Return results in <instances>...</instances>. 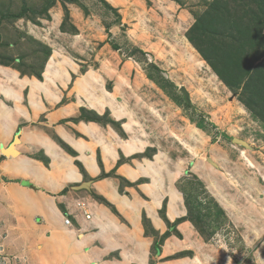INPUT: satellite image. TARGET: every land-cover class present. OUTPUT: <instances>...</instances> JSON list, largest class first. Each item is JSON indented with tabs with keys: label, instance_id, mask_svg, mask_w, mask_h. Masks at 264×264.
I'll use <instances>...</instances> for the list:
<instances>
[{
	"label": "rangeland",
	"instance_id": "374dc122",
	"mask_svg": "<svg viewBox=\"0 0 264 264\" xmlns=\"http://www.w3.org/2000/svg\"><path fill=\"white\" fill-rule=\"evenodd\" d=\"M0 67L3 86H65L61 102L79 103L67 120L94 123L113 146L103 174L119 190L139 182L123 163L166 181L162 229L143 223L149 264H264V0H0ZM10 87L0 109L16 115L27 92ZM8 178L0 167V264H41L43 222ZM172 190L182 213L167 212Z\"/></svg>",
	"mask_w": 264,
	"mask_h": 264
},
{
	"label": "crops",
	"instance_id": "0c3cea01",
	"mask_svg": "<svg viewBox=\"0 0 264 264\" xmlns=\"http://www.w3.org/2000/svg\"><path fill=\"white\" fill-rule=\"evenodd\" d=\"M5 79L4 85L12 87L7 94L20 96L25 90L27 96L26 99L9 96L19 110L16 115L3 107L0 109V167L6 176L12 177L8 181L23 187L22 202H30V214L43 222L41 264H149L150 240L145 235L143 213L155 227L162 229L159 208L168 197L167 189H163L166 181L158 188L152 184L145 164L143 168H134L123 163L117 168L118 173L131 181L143 180L137 187L120 191L115 179L101 176L117 166L113 146L106 143L103 131L94 123L67 120L79 112V103L72 102L70 97L61 102L63 84L61 87L30 77ZM5 86L3 67H0V92L3 93ZM65 95L70 94L65 92ZM24 122L28 124L22 125ZM17 133L19 142L13 148L17 154L4 155L2 150L9 147ZM59 139L75 150V156L61 148ZM6 140L9 142L4 144ZM96 148H100L102 163L98 161ZM37 152L45 154L48 161L34 156ZM88 180H91L90 189L75 187ZM31 183L37 186L36 190L29 186ZM95 196L109 201L119 215L99 203ZM169 197L167 212L172 209L182 213L179 194L172 190ZM80 198L87 200L90 219L77 207ZM68 212H74L68 215L72 226L64 223Z\"/></svg>",
	"mask_w": 264,
	"mask_h": 264
},
{
	"label": "water",
	"instance_id": "95a60500",
	"mask_svg": "<svg viewBox=\"0 0 264 264\" xmlns=\"http://www.w3.org/2000/svg\"><path fill=\"white\" fill-rule=\"evenodd\" d=\"M182 90H183V92L185 93V95L188 98L189 93L187 92V90L184 87L182 88ZM18 135H19L18 133L15 135L14 140L11 142V144L9 145V147H7V148H5V149L2 150V153L4 155L9 156V155H15V154H17V151L16 150H13V148H14L15 144L19 142ZM234 141L240 142L242 144H245V142L243 140L234 139ZM90 184H91V180H88V181H84L83 183H81V184H79V185H77L75 187L77 189L78 188H84V187L90 189ZM29 186L32 189H34V190L37 189V186L35 184H33V183L29 184Z\"/></svg>",
	"mask_w": 264,
	"mask_h": 264
},
{
	"label": "built area",
	"instance_id": "2783aa9c",
	"mask_svg": "<svg viewBox=\"0 0 264 264\" xmlns=\"http://www.w3.org/2000/svg\"><path fill=\"white\" fill-rule=\"evenodd\" d=\"M77 206L81 210V212L86 216L87 219L91 218L90 210L88 209V203L79 200L77 201ZM64 223L66 225H71V219L68 216H66L64 218Z\"/></svg>",
	"mask_w": 264,
	"mask_h": 264
},
{
	"label": "trees",
	"instance_id": "16d2710c",
	"mask_svg": "<svg viewBox=\"0 0 264 264\" xmlns=\"http://www.w3.org/2000/svg\"><path fill=\"white\" fill-rule=\"evenodd\" d=\"M76 1V0H75ZM212 63V62H211ZM213 64V63H212ZM261 70L262 69H264V67H259ZM257 70H258V68H257ZM262 72V71H261ZM220 73H223L222 71L220 72ZM263 74H264V72H263ZM249 86V84H247V86L245 87V90H247V87ZM249 97H250V94H247ZM259 97V96H258ZM249 100V99H248ZM247 100V101H248ZM259 110H257V112H258ZM77 164L80 166V167H82L81 166V164H80V162H78L77 161ZM101 176H104V174H102ZM139 181H142V178L139 180ZM121 191V190H120ZM104 199V198H103ZM104 200H106V199H104ZM111 204V203H110ZM148 218H147V216L145 215V213H143V223H144V221L145 220H147ZM149 220V219H148Z\"/></svg>",
	"mask_w": 264,
	"mask_h": 264
},
{
	"label": "clouds",
	"instance_id": "9594fccd",
	"mask_svg": "<svg viewBox=\"0 0 264 264\" xmlns=\"http://www.w3.org/2000/svg\"><path fill=\"white\" fill-rule=\"evenodd\" d=\"M78 207V206H77ZM82 215H83V213H81ZM85 216V215H84ZM69 217V216H68ZM70 218V217H69ZM66 225V224H65ZM67 226H72V223H71V225H67Z\"/></svg>",
	"mask_w": 264,
	"mask_h": 264
}]
</instances>
